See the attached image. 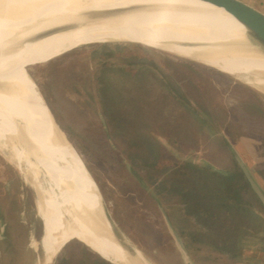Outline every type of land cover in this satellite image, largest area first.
I'll use <instances>...</instances> for the list:
<instances>
[{"label":"rangeland","instance_id":"rangeland-1","mask_svg":"<svg viewBox=\"0 0 264 264\" xmlns=\"http://www.w3.org/2000/svg\"><path fill=\"white\" fill-rule=\"evenodd\" d=\"M186 1L239 25L220 8ZM100 40L12 46L10 53L118 229L146 264H184L163 211L192 264H258L264 210L233 154L264 190V95L192 60L145 45L104 44L135 41ZM6 142L23 148L17 139ZM36 158L28 159L34 170L0 151V264H43L32 184L51 183L48 159ZM189 193L208 197L209 207L188 205ZM78 241L68 238L54 264H107Z\"/></svg>","mask_w":264,"mask_h":264},{"label":"bare ground","instance_id":"bare-ground-1","mask_svg":"<svg viewBox=\"0 0 264 264\" xmlns=\"http://www.w3.org/2000/svg\"><path fill=\"white\" fill-rule=\"evenodd\" d=\"M193 3L0 0V151L8 149L12 158L28 162L34 170L35 163L28 159H35L36 152L42 160L48 159L45 171L51 184L47 182L45 189L33 182L39 196L36 211L44 243L38 253L43 264H48L70 237L112 264H141L136 259L146 262L136 248V259L129 260L119 245L106 204L98 193V199L92 196L96 185L90 184L73 157L75 150L56 133L52 118L31 85L21 79L10 48L49 41L70 47L97 39H125L213 68L264 95V52L258 44L237 21L239 25ZM10 137L23 148L8 145L6 139ZM45 138L48 143L43 144Z\"/></svg>","mask_w":264,"mask_h":264},{"label":"water","instance_id":"water-1","mask_svg":"<svg viewBox=\"0 0 264 264\" xmlns=\"http://www.w3.org/2000/svg\"><path fill=\"white\" fill-rule=\"evenodd\" d=\"M200 1L210 3L213 6L222 9L224 12H226L228 15H230L234 20H236L239 24H241L244 27V29L246 30V34L250 38H252L258 44L260 49L264 52V1H259V0H200ZM104 44L139 45V44H133V43H120V42L104 43ZM90 45H103V44H90ZM83 46H89V45H83ZM83 46H80V47H83ZM139 46H141V45H139ZM77 48H79V47H77ZM77 48H75V49H77ZM75 49H72L66 53H63L62 55H65V54H67V53H69ZM62 55H60V56H62ZM60 56H58V57H60ZM58 57H55V58H58ZM55 58H53V59H55ZM29 67H31V66H29ZM45 105H46V103H45ZM46 107L50 113V110H49L47 105H46ZM50 116L52 118L53 127H54L56 133L58 135H60V138L61 137L63 138V136H61V134L59 133L60 130L58 129L55 121L53 120L51 113H50ZM36 136H38V135L36 134ZM233 158H234V161H235L238 169L240 170L244 180L246 181L249 189L251 190V192L253 193V195L255 196V198L257 199V201L259 202V204L261 205V207L264 210V190L257 183V181L252 177L248 167L240 159V157L236 154H233ZM84 167H85V165H84ZM86 170H87V168H86ZM87 172H88V170H87ZM34 183L38 184V182H34ZM32 189H33L36 200H38L39 196H38V192L36 191V189L34 187V184H33ZM97 189H98V187H97ZM98 194H99L100 198H102V196L99 192V189H98ZM106 213H107L106 215H107V217H108V219L112 225L111 227L114 229L115 235L118 238L119 245L122 247L123 251L126 253L129 260H131V261L135 260L136 259L135 247L128 241V239L118 229V227L116 226V224H115L114 220L112 219L107 208H106ZM161 215L163 217L167 231L170 234L173 242L175 243L184 264H192L187 253H186V250L184 248V245L182 243L181 238L179 237L177 232L174 230V228L171 225L170 221L168 220L166 214L163 211H161ZM2 231H3V228L1 227L0 232H2ZM68 242H66V243H68ZM66 243H64L59 248V250H57V252L52 256V258L48 264H54L55 263L57 255L59 254V252L62 250V248L64 247V245ZM98 257L100 259H102L104 262H106L107 264H112V263L108 262L106 259H103L101 256H98ZM142 260L145 263L144 259H142ZM136 261H139L142 264L141 260L136 259Z\"/></svg>","mask_w":264,"mask_h":264},{"label":"trees","instance_id":"trees-1","mask_svg":"<svg viewBox=\"0 0 264 264\" xmlns=\"http://www.w3.org/2000/svg\"><path fill=\"white\" fill-rule=\"evenodd\" d=\"M188 200H186V202H187V204L188 205H190L191 204V206H192V203H193V201L195 200L196 202H197V204H201V202H202V204L201 205H203L204 207H209L208 206V204H210L209 202H211V201H209V198L208 197H206V198H204L203 200H201L202 198L200 197V195H196V196H190V193L188 194ZM185 199H186V197H185ZM211 199V198H210ZM199 202V203H198ZM206 205V206H205ZM196 214V215H195ZM194 214V216L196 217V219H197V221H199V224H206V221H205V219H201V217H199V214H198V212H196ZM216 219V218H215ZM217 226V225H216ZM218 226L220 227V225L218 224ZM217 226V227H218ZM215 227V226H214Z\"/></svg>","mask_w":264,"mask_h":264},{"label":"crops","instance_id":"crops-1","mask_svg":"<svg viewBox=\"0 0 264 264\" xmlns=\"http://www.w3.org/2000/svg\"><path fill=\"white\" fill-rule=\"evenodd\" d=\"M259 1H264V0H259ZM260 248V247H259ZM260 254V255H259ZM253 259H256L255 261L258 264L264 263V249H258V251L256 253H254L253 255Z\"/></svg>","mask_w":264,"mask_h":264}]
</instances>
